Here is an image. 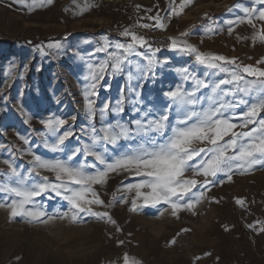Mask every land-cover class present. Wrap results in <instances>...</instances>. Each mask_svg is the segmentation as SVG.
Instances as JSON below:
<instances>
[{
  "label": "rangeland",
  "instance_id": "1",
  "mask_svg": "<svg viewBox=\"0 0 264 264\" xmlns=\"http://www.w3.org/2000/svg\"><path fill=\"white\" fill-rule=\"evenodd\" d=\"M27 2L31 4V0ZM180 3L181 0H53L51 5L30 9L16 0H0V183L7 181L5 174L9 173L4 160L11 161L22 176L29 175L33 166L29 152L51 160L66 159L80 149L73 163H98L84 152L92 145L93 128L96 135H102L103 127L117 121L134 129L136 119H158L165 106L171 104L165 93L177 87L187 92L196 88L193 79L186 76L209 85L230 78L198 63L194 55L171 49L170 38L186 41L201 53L264 69V64L257 63L264 59V43L258 37L253 40L264 22L254 21L255 29L247 22L227 23L244 17V8L260 10L264 5L255 0H194L182 15L171 16L172 8H178ZM80 8L87 9L83 15L76 14ZM206 13L210 19L204 18ZM157 16L165 30L157 28L155 19H151ZM142 24L151 27H140ZM209 25L212 32L207 31ZM229 27L233 29L231 34ZM125 30L147 41L144 47L135 46L140 55L115 49L116 43H132L130 36L122 35ZM184 32L189 35L181 36ZM105 38L109 47L99 51ZM160 39L166 40V48L156 43ZM56 43L61 45L59 49L48 47ZM113 53L124 57L119 70L113 69ZM149 57H153L151 64ZM105 62L101 73L100 65ZM93 70L100 76L96 95L88 97L93 101L94 118L89 116L84 95L90 91L92 81L86 77ZM220 88L223 92L235 91L232 84ZM210 93L211 88H200L196 95L203 101ZM221 98L228 102L254 100V96L242 93ZM105 104L108 109L102 119L100 109ZM117 107L123 109L119 114L114 111ZM245 111L247 106L241 104L226 115L239 124ZM49 118L66 121L55 135L41 123ZM176 119L173 107L169 122L175 123ZM66 130L72 135L61 146L63 151H50L46 144L55 143ZM21 137L29 143L25 144ZM135 142L121 140L115 148L107 145V157H114ZM41 175L54 179L51 173ZM31 179L39 177L31 173ZM139 179L127 173H112L105 187L96 186L106 206H94L93 210L109 213L115 225L92 221L72 226L64 222L46 228L23 223L19 218L9 222V210L0 208V264H124L125 254L141 264H264V233L259 232L264 225V168L257 166L251 174L237 173L230 182L218 175L211 191L195 208V215L182 211L179 218L173 217L170 209L159 219L153 218L159 214L157 209L129 211L134 192L117 189ZM113 193L118 199L126 196L129 203L107 207ZM8 199L6 193H0V201ZM238 199L245 201L243 206L236 203ZM36 200L49 212L68 208L67 202L54 193ZM183 229L189 231L182 232ZM172 239L176 243L169 246Z\"/></svg>",
  "mask_w": 264,
  "mask_h": 264
},
{
  "label": "snow or ice",
  "instance_id": "2",
  "mask_svg": "<svg viewBox=\"0 0 264 264\" xmlns=\"http://www.w3.org/2000/svg\"><path fill=\"white\" fill-rule=\"evenodd\" d=\"M16 2L31 9L43 7L45 4L51 5L53 0H31V4L27 0H16ZM193 3L194 0H181L178 8H172L171 16L182 15ZM255 3L264 5V0H255ZM86 10L80 8L79 13L76 14L83 15ZM243 11L244 17L229 20L227 23L233 25L247 22L255 29L254 21L264 22V9L244 8ZM204 18L210 19L207 13ZM151 19H155L157 28L165 30V24L161 22L159 16ZM140 27L149 28L151 25L142 24ZM207 31H213L211 25L207 27ZM228 31L231 34L233 29L229 27ZM122 35L130 36L132 43H116L115 49L122 50L125 54L140 55L135 46L144 47L147 44L145 38L129 30H125ZM187 35L188 32L181 33V36ZM257 37L264 43V25L253 36V40L255 41ZM48 47L59 49L61 45L56 43ZM108 47L109 43L105 38L104 46L98 50L106 51ZM169 47L194 55L198 63L209 69L226 73L230 78L209 85L203 80L186 76V79H193L196 88L187 92L177 87L174 91L165 93L171 104L165 106L158 119L147 121L143 118L136 119L134 129L117 121L115 124L103 127L102 135H96V130L93 128L92 145L86 147L84 152L94 157L98 163H73L80 149H76L66 159L51 160L29 152L28 154L33 156V166L28 176H22L11 161L4 160L3 163L7 165L9 173L5 174L7 181L0 183V193H6L9 199L0 201V208L9 210V222L19 218L23 223L46 228H55L58 223L64 222L72 226H83L92 221H104L115 225L116 222L109 213L93 210L94 206H106L96 186L105 187L112 173H127L140 178L136 183H129L123 189H117L118 192H134L129 211L141 213L144 209H157L159 214L153 216L155 219H159L164 215V211L169 209L176 218H179L178 214L182 211H191L195 215V208L205 198V193L211 191L210 186L217 182L218 175L222 174L230 182L237 173L251 174L257 170V166L264 168V116H261V113H264V69L252 65L241 66L235 59L229 60L221 55L201 53L193 45L175 38H170ZM112 55L113 69L119 70L124 57L116 53ZM153 57H149V64L153 63ZM257 63L264 64V59ZM106 64L107 62L100 65L101 73ZM226 65L234 67L229 68ZM89 68L91 69L92 66L89 65ZM183 71L188 72L187 69ZM245 74L256 79L248 80ZM86 79L92 81L89 85L90 91L86 90L84 95L89 116L94 118L93 101L88 97L96 95L95 89L100 76L93 70ZM224 84L234 85L235 91L223 92L220 86ZM200 88H211V93L203 101L196 95ZM237 93L254 96V100L250 102L241 98L228 102L221 98V95L235 97ZM241 104L247 106V111L243 113L242 122L236 124L226 113ZM173 107L177 119L175 123H170L169 114ZM107 109V104L100 109L102 119ZM114 111L119 114L123 109L117 107ZM41 123L55 135L66 121L49 118L42 120ZM249 125L252 127L249 128ZM237 128L241 130L235 131ZM71 135L72 132L66 130L56 137L55 143L46 144V147L54 153L63 151L61 146ZM226 137L228 139H225ZM21 139L25 144L29 143L26 138L21 137ZM121 140L136 142L125 146L114 157L108 158L107 145L119 147ZM31 173H35L39 180L31 179ZM41 173H51L54 179H49L48 175ZM46 193H54L55 196L66 201L67 210L62 211L57 208L52 212L47 211L46 207L36 200ZM117 203L127 204L129 200L126 196L118 199L116 193H113L107 207H113ZM236 203L243 206L245 201L238 199ZM158 206L167 207L160 209ZM249 227L253 226L249 225ZM186 231L189 229L182 230V232ZM259 232L264 233V225L259 228ZM175 243L176 240L172 239L169 246ZM123 262L141 264L127 254L124 255Z\"/></svg>",
  "mask_w": 264,
  "mask_h": 264
},
{
  "label": "built area",
  "instance_id": "3",
  "mask_svg": "<svg viewBox=\"0 0 264 264\" xmlns=\"http://www.w3.org/2000/svg\"><path fill=\"white\" fill-rule=\"evenodd\" d=\"M156 43H157L159 46H162L163 48H166V47H167V43H166V40H165V39L157 40Z\"/></svg>",
  "mask_w": 264,
  "mask_h": 264
}]
</instances>
